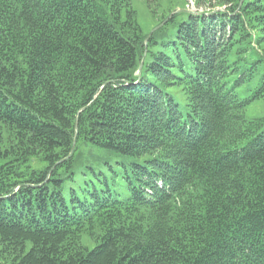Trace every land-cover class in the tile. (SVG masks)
<instances>
[{
    "label": "trees",
    "instance_id": "1",
    "mask_svg": "<svg viewBox=\"0 0 264 264\" xmlns=\"http://www.w3.org/2000/svg\"><path fill=\"white\" fill-rule=\"evenodd\" d=\"M239 2L145 46L132 0H0V264H264V0Z\"/></svg>",
    "mask_w": 264,
    "mask_h": 264
},
{
    "label": "rangeland",
    "instance_id": "2",
    "mask_svg": "<svg viewBox=\"0 0 264 264\" xmlns=\"http://www.w3.org/2000/svg\"><path fill=\"white\" fill-rule=\"evenodd\" d=\"M230 1L231 0H132V6L137 13V19L142 33L145 34L151 29L153 30V25L160 21L168 12L186 11L199 13L209 9L225 10V8L229 6ZM242 1L243 0H240L239 5H241ZM151 31L147 35L148 37L152 33ZM147 39H144L145 46ZM142 61L140 64H142ZM244 114L248 118L262 116L264 114V98L253 102L245 109Z\"/></svg>",
    "mask_w": 264,
    "mask_h": 264
},
{
    "label": "water",
    "instance_id": "3",
    "mask_svg": "<svg viewBox=\"0 0 264 264\" xmlns=\"http://www.w3.org/2000/svg\"><path fill=\"white\" fill-rule=\"evenodd\" d=\"M165 21H166V20H164L161 24H159L158 26H156L155 28H153L152 31H154V30H156L158 27H160L163 23H165ZM152 31H151V32H152ZM147 38H148V36H147L145 39H147ZM145 42H146V41H145ZM140 67H141V64H140ZM140 67H139V68H140ZM75 127H76V126H75Z\"/></svg>",
    "mask_w": 264,
    "mask_h": 264
}]
</instances>
